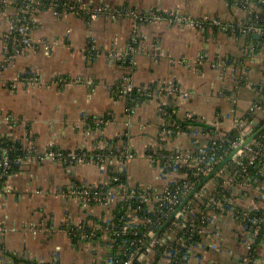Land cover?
<instances>
[{"label": "crops", "instance_id": "obj_1", "mask_svg": "<svg viewBox=\"0 0 264 264\" xmlns=\"http://www.w3.org/2000/svg\"><path fill=\"white\" fill-rule=\"evenodd\" d=\"M67 1L109 9L130 8L143 14L175 11L191 18L214 16L230 25L246 17L228 0ZM13 12L0 14V43L12 30ZM135 25L129 17L91 20L69 13L58 16L50 9L42 11L33 31L36 47L17 57L0 74V112L21 119V124L3 128L2 135L39 154L48 148L95 150L100 144L117 141L118 147L127 146L136 155L127 170L129 183L158 192L184 179L178 172L163 178L161 169L149 161L147 154L159 156L177 149L196 153L210 145L212 136L202 132L197 138L162 140L159 102L143 103L128 113L127 100L116 98L112 88L125 77L135 86L175 82L192 94L189 101L177 104L178 118L184 120L187 114H193L228 135L237 119L252 110L258 100H264V43H255L262 36L250 40L238 32L216 28L201 31L168 19L149 21L138 29L137 50L128 54ZM2 48L0 44V63ZM111 53L122 54L125 62H111ZM200 58L203 64L196 66ZM221 64L231 69L220 71ZM26 72L37 74L43 85H24L20 79ZM60 78L67 84L57 85L55 81ZM86 116L103 119L106 124L102 129H89L84 123ZM237 165L238 159L231 160L215 177L223 180L234 207L262 208L264 184L239 179ZM109 182V177L93 165L40 161L32 156L9 178L7 186L12 193L0 198V255L25 253L44 264H96L100 253L109 254L105 249L109 235L99 234L92 242H84L71 239L64 225L108 227L116 217L115 206L84 210L56 193L71 184ZM217 184L215 179L210 180L207 190L215 191ZM205 231L213 235L210 242L218 248L202 250L201 264L242 263L247 246L236 214H217ZM256 254L258 264H264V243L257 246Z\"/></svg>", "mask_w": 264, "mask_h": 264}, {"label": "built area", "instance_id": "obj_2", "mask_svg": "<svg viewBox=\"0 0 264 264\" xmlns=\"http://www.w3.org/2000/svg\"><path fill=\"white\" fill-rule=\"evenodd\" d=\"M45 1L48 0H0V14L14 11L10 17L13 25L12 30L2 40L5 46L4 55L6 60L0 63V74L11 66L17 57L27 50L35 48L36 42L33 37V30L37 25L38 15L46 9L54 10L58 16L69 13L91 20L98 19L101 16L111 20L124 17L134 19L136 30L133 31L128 54H134L137 50L138 28L149 21L168 19L201 31L216 28L223 32H238L241 36L248 38L254 35L264 37V25L252 17V9L240 8L237 4L234 7L242 9L246 17L241 23L230 25L214 16L191 18L175 11L167 15H162L157 11L143 14L130 8L109 9L104 6L83 5L69 1L61 4L58 0L46 4ZM259 2L264 4V0H259ZM108 57L114 63L125 62V56L120 53H111ZM198 63L203 64L202 58L198 60ZM220 66L222 70L231 69V67L224 64ZM20 80L26 86L43 85V80L33 72L24 73ZM55 83L59 86L67 84L63 78L56 80ZM10 87L15 88L14 85ZM112 92L116 98L127 100L129 113L143 103L159 102V113L163 120L161 124L162 140L172 137L197 138L202 135V132L212 136L213 139L210 145L196 153H187L177 149L164 152L159 156L151 153L147 154L149 161L161 169L163 178L170 173L178 172L183 175L184 179L175 180L158 192H153L149 187L129 183L126 179L127 170L136 155L127 146L114 149L111 144L103 143L95 150L79 149L74 151L48 148L41 154L26 150L18 143L2 135L3 128L15 127L21 124V119L12 113L0 112V198L12 193V190L7 186V182L14 173V168L28 162L32 156L40 161L64 162L70 165H93L102 174L109 177L110 182L108 184L99 183L85 186L71 184L58 190L56 195L62 199L73 201L84 210H89L94 206L103 208L115 206L116 217L108 222V227L91 228L89 231L86 225L79 227L71 226L69 223L64 225V231L71 239L75 240L79 238L84 242H92L99 234L109 235L110 239L105 245V249L109 254L100 253V259L96 264H161V261H164L163 264H201L203 261L202 250H216L218 248L216 243L210 242L213 235H207L206 228L202 225L213 223L216 218L215 208H220L222 212L233 213L234 215L236 211L233 208L231 199L227 200L228 206L226 207L221 201L212 198L207 205L212 210L207 215L203 213L200 204L203 202L204 191H208L206 185L210 181L183 207L181 205L197 188L203 178L209 175L251 137L252 124L243 121V119H237L233 130L238 132V138L230 148L222 149L219 152L228 135L217 132L213 125L207 124L203 119L191 114H187L185 120L191 119L194 122L205 123L210 128L209 132H204L202 127H192L189 131H183L176 121L172 122L171 118L177 115L179 101L186 102L189 98V93L183 92L178 85L160 83L135 86L130 78L125 77L112 88ZM254 110L260 112L264 118V110L256 106L251 111ZM84 123L89 129H102L106 121L86 116ZM12 153L15 155L12 156ZM235 159H238V166H242V171L245 174H248V169L254 166L255 163H260L262 168L260 176H263L264 140L257 141V139H254L252 143L238 152ZM219 172L217 173L218 176L221 174ZM190 176L194 180H191ZM253 182L264 184V181L259 178L253 179ZM262 197L264 201V194ZM189 204L190 207L186 208ZM144 207L147 209H144ZM248 210L249 212L258 211L260 215L250 217L247 214L241 220L247 246V254L241 264H258L254 247L264 228V206L259 209L250 208ZM197 214H200V216H197ZM167 222L169 223L167 224ZM168 225H170V228H166ZM196 236H200L201 240L199 242L195 239ZM160 245L165 247V251L160 261H157V247ZM114 250H117V255L113 256L111 253ZM10 255H13V257ZM0 264L44 263L25 253L4 252L0 255Z\"/></svg>", "mask_w": 264, "mask_h": 264}, {"label": "trees", "instance_id": "obj_3", "mask_svg": "<svg viewBox=\"0 0 264 264\" xmlns=\"http://www.w3.org/2000/svg\"><path fill=\"white\" fill-rule=\"evenodd\" d=\"M53 0H48L45 1L46 4H50ZM229 3L234 6L235 4L239 5L240 8H251L252 10V17L254 19H257L261 24L264 25V4L260 3L259 0H228ZM58 2H60L61 4H64L65 2H67V0H58ZM250 40H253V36L250 37ZM256 44H261L264 43V37H262V39L260 41H255ZM264 94V92H263ZM255 106L257 108H261L262 110H264V100L260 99L255 103ZM243 120L247 121L248 123L252 124V135L254 133H256L262 126H264V118L261 116L260 112H258L257 110L254 111H249L247 114H245V116L242 118ZM172 122H177L178 125L180 126V129L183 131H189L190 128L192 127H202L203 130L205 132H209L208 130H210V128L205 124V123H198V122H194L193 120H189V119H184L181 120L178 118L177 115H174L171 118ZM172 129V128H171ZM175 131V129H173ZM251 135V136H252ZM238 132L236 130L232 131L231 133L228 134L226 141L224 142V144L222 145V148L219 150V152L222 149L225 148H230L232 143L236 141V139L238 138ZM255 139H257V141H263L264 140V131H262ZM109 144H111V146L115 149L118 144L117 141H113L110 142ZM212 144V143H211ZM20 145V144H18ZM21 146V145H20ZM15 154L12 153V156H14ZM231 162V161H230ZM229 162V163H230ZM228 163V164H229ZM19 167L14 168V172L16 170H18ZM262 171L261 165L260 163H255L254 166H252L251 168L248 169V174L243 173L242 171V166H236L235 172L238 173V178L239 179H247L249 180V182L254 183L253 179H262V181H264V175L260 176ZM216 176V175H215ZM213 176L212 179H215V181L218 183L217 187L215 189V191L210 192V191H204V197L202 198L203 202L200 204V207L203 211L204 214H208V212L210 210H212L211 208H208L207 205L210 202V199L215 198L217 201H221L226 207L228 206V202L227 200L231 199V195L230 193L223 187V180H221L220 178H217ZM191 180H194V178L192 176H190ZM206 178V177H205ZM203 178V180L205 179ZM211 179V180H212ZM203 180L201 182H203ZM200 182V183H201ZM257 184V183H256ZM155 192V191H153ZM192 205V204H191ZM190 204L188 206H186V208H189ZM236 211V216L239 218V220L241 221L245 215H249L250 217H255L260 215V213L258 211H252L249 212V210H243L239 207H234ZM144 209H147L146 207H144ZM214 212L216 213V215H220L223 212L220 210V208H215ZM226 213V212H225ZM197 216H200V214H197ZM203 227L207 228L209 225L208 223H204L202 225ZM88 230L90 231L91 227L87 226ZM166 228H170V225H168V227ZM165 232V230H164ZM198 242L201 240L200 236H196L195 238ZM264 243V228L262 229L261 235L258 238V240L256 241V245L254 247L255 249V253H256V248L257 246H259L260 244ZM157 251H158V255H157V261H160V258L162 257V254L165 251V247L163 246H158L157 247ZM113 256L117 255V250H114L113 253H111ZM11 257H13V255H10ZM16 259V257H14ZM18 260V259H16Z\"/></svg>", "mask_w": 264, "mask_h": 264}, {"label": "water", "instance_id": "obj_4", "mask_svg": "<svg viewBox=\"0 0 264 264\" xmlns=\"http://www.w3.org/2000/svg\"><path fill=\"white\" fill-rule=\"evenodd\" d=\"M255 39H260V35H254ZM264 131V126H262L256 133H254L251 137H249L238 149H236L232 154H230L223 162H221L220 165H218L209 175L206 176V178L201 182L197 188L186 198V200L183 202L181 207H183L189 200L193 198V196L198 193L211 179L213 176H215L219 171H221L231 160L235 159L237 157V154L240 150H242L245 146L252 143L253 140L262 132ZM125 179V177H123ZM180 207V208H181ZM174 217V216H173ZM172 217V218H173ZM169 222H167L168 224ZM166 224V225H167Z\"/></svg>", "mask_w": 264, "mask_h": 264}, {"label": "rangeland", "instance_id": "obj_5", "mask_svg": "<svg viewBox=\"0 0 264 264\" xmlns=\"http://www.w3.org/2000/svg\"><path fill=\"white\" fill-rule=\"evenodd\" d=\"M50 10H52V9H50ZM53 12H55L54 10H52ZM55 14H56V12H55ZM57 15V14H56ZM10 23H11V26H13L12 25V22L10 21ZM186 26V25H185ZM193 28V27H192ZM35 29V28H34ZM139 29V28H138ZM195 29H197V28H195ZM134 30H136V25H135V27H134ZM133 30V31H134ZM197 30H199V29H197ZM34 31V30H33ZM11 32V31H10ZM9 32V33H10ZM34 37V36H33ZM2 42V41H1ZM1 44V46L3 47L2 49H3V59H2V62H4L5 60H6V57H5V55H4V52H5V46H4V44H3V42L2 43H0ZM36 47V46H35ZM27 51H29V50H27ZM26 51V52H27ZM26 52H24L23 54H25ZM22 54V55H23ZM21 56V55H20ZM199 60V59H198ZM198 60H196V62H195V64H196V66H199L200 64L198 63ZM1 62V63H2ZM14 62V61H13ZM181 62H183V61H181ZM13 64V63H12ZM216 67V66H215ZM221 66H220V68L218 69V70H220L221 71ZM228 71H230V70H228ZM161 84H169V85H178L177 83H175V82H165V83H161ZM181 90L183 91V92H186V93H189V98H188V100L187 101H189L191 98H192V94L189 92V91H186V90H183L182 88H181ZM186 101V102H187ZM146 103H148V102H146ZM127 112H128V109H127ZM3 113H9V112H3ZM129 113V112H128ZM191 115H193V114H191ZM17 117V116H16ZM160 117H161V114H160ZM18 118V117H17ZM20 119V118H19ZM243 121H245V120H243ZM163 122V120H162V117H161V123ZM245 122H247V121H245ZM8 129H11L10 128V126H9V128ZM234 131V130H233ZM162 134V133H161ZM242 231H243V229H242Z\"/></svg>", "mask_w": 264, "mask_h": 264}]
</instances>
